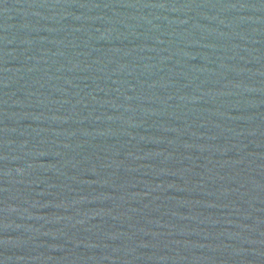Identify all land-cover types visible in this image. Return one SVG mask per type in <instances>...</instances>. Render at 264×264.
I'll use <instances>...</instances> for the list:
<instances>
[{"label":"water","instance_id":"obj_1","mask_svg":"<svg viewBox=\"0 0 264 264\" xmlns=\"http://www.w3.org/2000/svg\"><path fill=\"white\" fill-rule=\"evenodd\" d=\"M0 264H264V0H0Z\"/></svg>","mask_w":264,"mask_h":264}]
</instances>
